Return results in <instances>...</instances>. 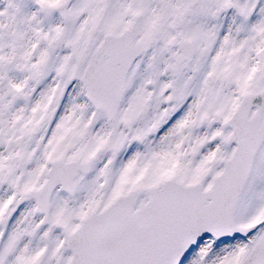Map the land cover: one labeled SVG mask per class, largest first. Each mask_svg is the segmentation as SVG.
<instances>
[{
	"label": "snow or ice",
	"instance_id": "obj_1",
	"mask_svg": "<svg viewBox=\"0 0 264 264\" xmlns=\"http://www.w3.org/2000/svg\"><path fill=\"white\" fill-rule=\"evenodd\" d=\"M0 264H264V0H0Z\"/></svg>",
	"mask_w": 264,
	"mask_h": 264
}]
</instances>
